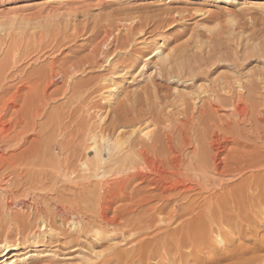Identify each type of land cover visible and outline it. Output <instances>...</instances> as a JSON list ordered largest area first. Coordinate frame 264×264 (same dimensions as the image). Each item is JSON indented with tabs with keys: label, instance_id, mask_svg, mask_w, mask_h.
I'll list each match as a JSON object with an SVG mask.
<instances>
[{
	"label": "bare ground",
	"instance_id": "6f19581e",
	"mask_svg": "<svg viewBox=\"0 0 264 264\" xmlns=\"http://www.w3.org/2000/svg\"><path fill=\"white\" fill-rule=\"evenodd\" d=\"M200 1L210 3L215 0ZM100 2L105 4L109 0ZM126 22L121 24V31L118 29L121 25L118 24L116 29L105 28L87 57L66 58L61 63L59 61L60 67L56 66L57 59L44 63L45 58L41 60V57L26 66L24 57L30 55L24 50L22 52L20 43L15 42L19 36L14 41L13 70L8 74H0V115L14 109L17 116L13 123L14 135L10 136L8 129L2 134L16 140L17 137L25 141L40 140L39 132L38 135L27 133L36 130V119L51 114L48 111L51 102L59 94H64L66 98L68 96L64 105L69 104L67 110L65 108L67 117H79V120L72 124V138H67L68 133L63 129L65 134H58L61 139H52L50 143L47 141L44 147L29 143L30 148H27L28 145L23 148L17 141L14 144L17 146L13 147L15 149H11L14 153L10 150L6 153L7 150L4 152L0 148L4 152H0V170L8 167L11 177H15L14 181L9 178L12 183H23L26 179L30 189H34L33 196L36 194V199L32 197L35 201L28 199L29 193L20 197L21 192H15L19 197L8 204L4 201L8 193H4L3 200H0L12 211L16 210L15 206L25 211L30 209L28 214L17 215L7 210L10 213L0 218V237H3L0 242V264L5 263L2 257L12 250L17 251V256L25 253L26 258L34 247L39 246L40 252H45L43 256H48L51 253L48 252L51 249L49 247L57 244L76 246L85 245L86 242L89 253L83 255L86 257L82 256L78 264H147L155 256L171 262L187 255L195 257L190 264H222L225 260H231L229 264H255L254 255L252 259L245 255L256 252L258 245L248 246L242 242L235 245L232 235L241 227L244 229V226L254 225L263 216L257 210L264 211V68H250L251 71L244 74L234 60L235 63L227 62L231 66L230 73L218 74L217 79H213L215 76L212 78L211 70L204 69L203 65L207 68L208 62L218 59L219 63L228 59L224 52L214 49L216 52L211 55L191 54L192 57L184 55L187 52L180 54V51V55L166 52L161 46H156L146 57L134 59L129 54L114 60L118 55L115 53L117 48L131 46L134 37L140 36L138 33L145 25L144 22L138 25ZM21 42L25 41L22 39ZM43 43L42 40L39 42ZM31 46L29 44L28 47ZM258 48L255 51L264 59V50ZM127 51L126 48L125 53ZM99 55L102 56L101 60ZM154 56H158V61L151 65L149 62ZM5 64L0 68V73L7 67L8 64ZM94 66L103 69L94 73L91 71ZM261 66L264 67V63ZM140 73L143 77L135 79V83L145 81L144 85L126 92L130 78ZM14 78L18 80L15 83L18 85H15V93L12 94L10 89L14 85L9 86L7 82ZM181 86L189 88V91L182 90ZM93 89L100 92L105 104L99 106L96 101H89ZM171 96L176 100L172 101L171 98V102L168 101ZM174 104H177L178 109L171 112L169 106L175 107ZM43 128L47 130L45 126ZM38 129L41 130L40 127ZM102 142L108 144L107 153H104L106 149ZM54 147L59 152L54 156L46 155L45 152ZM46 182H51L52 186L58 183L63 185L61 189L53 187L51 191L45 192ZM10 193L13 194L12 190ZM39 197L43 200L38 201ZM45 199L49 201L47 207L44 205ZM167 208L169 210L165 218L161 214ZM93 212L100 221L97 223L104 227L94 226L96 224L90 219ZM86 215L94 223L90 224L94 226L91 230L88 229L92 227L87 228L89 223L84 224L88 218ZM179 219L182 222L173 227ZM13 232L16 239L11 238ZM126 232L129 233L127 237H115V234L124 235ZM64 233L68 238L65 239ZM112 235L114 237L106 243L105 239ZM213 238L220 245L227 241L231 245L219 254L203 257L188 248ZM130 242L134 245L126 249V244ZM120 244H125V248ZM187 248L190 253L185 251ZM10 260L7 264L15 261V258ZM48 261L55 264L56 260L49 257Z\"/></svg>",
	"mask_w": 264,
	"mask_h": 264
},
{
	"label": "rangeland",
	"instance_id": "374dc122",
	"mask_svg": "<svg viewBox=\"0 0 264 264\" xmlns=\"http://www.w3.org/2000/svg\"><path fill=\"white\" fill-rule=\"evenodd\" d=\"M184 10H186V11H184ZM170 12H173L172 13L173 16H172V14H169ZM185 12H186V14H185ZM174 14L177 16H175ZM180 14H182V15H180ZM173 17H175L176 19L175 18L173 19ZM178 17H179V20H178ZM19 20L22 22L20 23ZM131 20H133V21L135 20L134 22H136V23H134ZM166 20H168V21H166ZM171 20H172V23L170 25L169 23ZM173 20H176L177 22L174 21L175 22L174 23ZM124 21L125 22L127 21L126 23H130L129 21H131V23H133L134 25L142 24L144 22L145 25L144 26L142 25L141 29L143 31L140 30V32L138 33L140 36H138V35H137V37L135 36L137 39L134 37V40L132 42L134 44L131 43V46L127 45V47H126V45H124L125 47L122 46V47L117 48V51H115V53L118 55L115 54L116 57L114 58V60H118L121 57L125 58L129 54H131L130 56L133 57L134 59L135 58L139 59L142 56L146 57L151 53V51L156 46H161L162 49L166 52H171L172 54H176V55H180L183 52L184 53L187 52L184 55L192 56V57H193V55L198 56L201 54H202V56H206L207 54L211 55V54L216 52L214 49H217V50H220L221 52H224L226 54L225 56H228L229 60L228 59H226V60L222 59L223 61L218 63L219 60L216 59L217 61L215 60V62L214 61L208 62L206 64L207 68H205V64L203 65L204 69H208V71L211 70L210 73L212 72L211 73L212 78L215 76L213 79H217L218 74L221 76V75H226L227 73H230L229 70L231 69L230 68L231 66H229L227 64V62L230 63L231 61H233L235 63L234 60H236L238 62V64L240 65V68H238V69H241L244 72V74L247 72H250L251 71L250 68L254 69V70H257L258 68H262V69L264 68L263 66H261L264 63L263 62L264 59L260 58L258 51H255V49H257V47H259L258 49L261 48L264 50V44H263L264 43V36H263L264 35V0H233V2H229V3L223 2V0H221V1L215 0L213 2L211 1L210 3L209 2H202L200 0H174V1H168V0H109V2H107L105 4H102L100 2V0H0V68L2 67L3 64H5V63H6L5 65L8 64L7 67L0 74H8L13 70V68H12L13 67V56H14L13 55L14 54L13 48L16 47V44L14 43V41L16 40V38L18 36L19 37L17 38V41H15V42L20 43L19 45H20V48H22V52L24 50V53H27V54L29 53L28 55H30L28 58L24 57V61H25L24 64L26 66H27V64H30L31 62L33 63V60L36 59L37 57H41V60H43L45 58V60L43 61L44 63H46L48 61H52L51 59H53V58L57 59L56 66L60 67L61 64H59V61L61 63L62 60L64 61V59H66V58H70V57L76 58V56H77V58H81V56H84L82 58L87 57L89 54H91L89 52H91V50L94 49V47L96 46V43H97L98 39H100V37L102 36L105 28L111 27L112 29H116L117 24H118V26L121 24L124 25L125 24ZM164 22H165V24L167 22H169V23H168V25L167 24L165 25V24H163ZM30 25H31V27H30ZM122 25L119 26V28L117 27L119 29V31L122 30V27H123ZM163 26H165L164 29H163ZM143 27H144V29H143ZM158 27H160L161 29ZM99 32H101V33H99ZM114 33H116V31H114ZM95 36H97V37H95ZM20 37H22L23 42L25 41L24 43L21 42L22 39L19 40ZM26 39L27 40L29 39L28 42H26L27 41ZM32 39H33V41H32ZM49 39L51 41L50 43H49ZM55 39L57 41H55ZM41 40H42V43L44 42L43 44H39V42H41ZM55 42H57V43H55ZM59 42H61V43H59ZM142 42L145 45L142 44ZM47 43H49L48 46H47ZM29 44H32V46H34L33 50H32V46L28 47ZM45 44H46V46H44ZM53 44L55 47L53 46ZM58 44H60V47L58 46ZM41 46L43 49H41ZM57 46L59 47V49ZM35 47H37L38 50H36L37 48L34 49ZM39 48H40V50H39ZM123 48H124V50H123ZM126 48L129 50L126 52L127 55L125 53ZM130 50H132V51H130ZM25 51H27V52H25ZM180 51H181V53L179 54ZM34 52H36V54L37 53L38 54L35 55ZM117 52H119V53H117ZM140 52H141V54H139ZM41 53H43V54L41 55ZM55 54H56V56H55ZM191 54H193V55H191ZM132 55H134V56H132ZM67 56H69V57H67ZM6 57L8 58L7 61H6ZM101 57L102 56H100V55L98 56V58L100 60H101ZM26 58L29 60H27ZM157 58H158V56H154L152 59H150L149 64L152 65V62L156 61ZM41 60H38V61H41ZM233 62H231V63H233ZM104 65H106V63ZM96 67L97 66H94V68L91 71H93L94 73H99L103 69V67L102 68H96ZM202 67H201V69H202ZM142 77L143 76H141V73L139 75L138 74L135 75L133 78L131 77L130 83L126 84V86H127L126 89L128 90L126 92H129V91L132 92L135 87L136 88L134 90L139 89L142 85H144L145 81L140 82L139 84H136L137 83L136 80H140V79H142ZM14 80H15V78H14ZM14 80L10 79L7 82V84H9V86L14 85L10 89L11 90L10 92L12 94L15 91V87H16L15 85H18V83L15 84L16 81H18V80L17 79L15 81ZM201 83H205V82L201 81ZM201 83H199V84H201ZM58 84H61V83H58ZM98 84H100V83H97L96 85H98ZM133 85H135V86H133ZM95 87H97V86H95ZM182 87L183 86H181V88ZM178 88L181 90L180 87H178ZM179 89H177V90H179ZM172 90L174 91L173 87H172ZM182 90L189 91V88L185 89V87H183ZM126 92L123 93L121 95V97L124 96L126 94ZM174 92H175V94H177V91H174ZM95 94L97 96H95ZM9 96L11 97L12 95H9ZM58 96L56 97L57 99H55L51 102L52 103L51 108H49V110H48L51 112V114L50 115L47 114V115L41 116L39 119H36V123H35L36 124L35 128L37 127L36 130L35 131L31 130V132L29 131L30 133L28 132L29 134L27 133V135H30V134L32 135L35 133H36V135H38V132L40 133L39 134L40 136H38V139H40V140L34 139L36 143L34 142V140L25 141L21 137H17V140L11 139V137L8 138L6 136L7 134H2L4 130L8 129L7 132L8 133L10 132L9 133L10 136L14 135L12 133V130L14 129L13 123L15 121L14 118H16V116H17V112H16V110L11 109L8 112L0 115V117H1V120H0V122H1L0 123V148L3 149L4 152H6L5 150H7L6 153L9 152L8 150H10L11 153H14V151L12 152L11 149L14 146H17V145H14V144H16L17 141H18L17 144L23 145V146H21L23 148H25L27 145H28L27 148L28 147L30 148V145L35 146L38 144L43 146L47 141H49V143H50L54 139H56V140L61 139V137L58 136V134H62L63 129H65L64 132H66V134L68 133L66 135L67 138H72V131L71 130H72L73 125H74L73 123L75 120H79L78 119L79 117H76L74 119H72V117L71 118L67 117L65 108L68 107L69 104H67L66 106H64V105L68 101V96H67V98L64 94H61V95L59 94ZM92 96H93V98H91ZM171 98H173L172 101L176 100V98L173 96H171L170 98H168L169 100L168 99L167 100L171 102ZM58 100H60L61 102ZM90 100L96 101L97 103H99V106L105 104L104 100H102V96L100 95V92H98L97 90H94V92H92V94L90 95V98H89V101ZM53 102L54 103L56 102V105ZM169 107L172 108V110H171V108L168 109L169 111L171 110V112H175L178 109L177 104L175 105V107H172V106H169ZM66 110H67V108H66ZM95 113H96V111H95ZM56 114H57V116H56ZM4 115H6V116H4ZM3 117H5V118H3ZM55 118H56V120L57 119L59 120V121L57 120L56 123H54V121H56ZM71 119L73 120V122ZM51 120H53V122ZM60 120H62L63 122ZM66 120H67V122H66ZM42 121H44L46 123V125H44L45 123H42ZM66 123H67V125H66ZM95 123H97V122H95ZM41 124L43 125V127L45 126L47 128V130L45 128H43ZM56 125H58L57 128H56ZM65 125L69 129H67L65 127ZM39 127H40V129L42 127V129L39 130L38 129ZM53 127H55L56 129L50 130L51 128L53 129ZM63 127H65V128H63ZM1 129H3V130H1ZM41 131H43V132H41ZM54 132H55V134H53ZM69 132H71V133L69 134ZM50 134H53V136H57V137L54 138ZM63 134H65V133H63ZM69 135H71V137ZM50 137H51V140H50ZM20 139H22L21 143L19 142ZM41 141H42V143H41ZM29 143H30V145H29ZM102 144H104V147L106 149L104 151V153H107V149H108L107 148V145H108L107 142H104V143L102 142ZM9 146H10V148H9ZM1 149H0V152H3ZM14 149L15 148H13L12 150H14ZM57 152H59V149L58 148L56 149V147H54L45 153H46V155L51 156L50 154H52V156H54ZM91 155H93V152H91ZM3 169L0 170L1 174L4 173L3 175L0 174V177L2 176L0 178V182H1V180L4 179V182L2 181L0 183L1 184L0 189L2 188V190H0V192H1L0 197H2V199L0 198V200H3L4 195L8 193V194H10V195L7 194L9 197H7V195H5V198H4V201L6 202V204H8V203H10V201L16 200L19 197L18 194H20V192H21L22 194H20V197L29 193L28 199H30V201L32 199H33V201H35V199H36L35 195L36 194L33 196V194H34L33 190L34 189H30V186H29L30 184L27 183L28 181H25L26 179L25 180L21 179L24 181L23 183L21 181H19L21 183L18 182L19 184L15 183V182L12 183V181L15 180V177H11L12 175H11V172H10L8 167L7 168L4 167ZM5 174H6L7 178L5 177ZM8 175H10V176H8ZM10 177H11V179L13 178L12 181H10L11 180V179H9ZM25 182H26V184H24ZM46 183H47L46 188L43 190L45 192L46 191L49 192V190L51 191L52 190L51 188H53V187L54 188L55 187L60 188L63 185L62 183H58L59 185L56 184L55 186H52L51 182H49V183L46 182ZM9 184H11V185L15 184L14 185L15 187L17 185H19V187H18L19 189L17 187L15 188L14 186H10ZM23 184L26 185V187ZM2 185H4L6 188L2 187ZM48 185H50L51 187H48ZM21 186H22V188H21ZM34 187L35 186H32L31 188H34ZM67 187H69V185ZM23 189H24V191H23ZM28 189L31 190L30 191L31 193L29 192ZM241 189H243V187L240 188V190ZM11 190H12L13 194L10 193ZM37 191L38 190H36V192ZM15 192L16 193L19 192V193L16 194ZM37 193H40V192H37ZM11 195H12V197H14V195H15L16 198L15 197H14L15 199L12 198ZM6 197L8 198L7 200H6ZM32 197H34L35 199ZM39 200L42 201L43 199L39 197L38 201ZM45 200L44 201L46 203H44V205L46 204V207H47L49 201H47V199H45ZM262 201H264V198L262 199ZM0 202L2 203L3 201H0ZM3 203H2V205L0 204V206H1L0 207V218H3V217L5 218L7 216V213H10V212H11L10 214H12V215H17L19 213L20 214L21 213L22 214H28L30 212V209L25 211L23 209L22 210L19 209V207H17V206L14 207V209H16V210L13 209L14 211H12V210H9L7 206L5 207L3 205ZM4 207H5V209H4ZM254 209H256V208H254ZM254 209L252 211H254ZM7 210H9L10 212ZM19 210H21L22 212ZM168 210L169 209L167 208V210H165L161 215L165 216V218H166V215L168 214ZM23 211H25V213ZM257 211H259L260 214L263 215L262 217L260 216L261 219L262 218L264 219V211L262 209L257 210ZM95 212H93V214ZM93 214H91L92 217L90 214L88 215L91 218L86 215V218L87 217L88 218L86 221H84V224L87 225L89 223L88 224L89 226L87 228L92 227L94 225V223L96 224L94 226H97V227L101 226L98 228L104 227L100 223H99L100 225L97 223L99 221L98 218H96L97 214L95 213L94 214L95 216ZM161 215H159L158 217L162 218ZM89 218L92 219L94 221V223H92L93 221H91ZM94 218H96L97 220ZM259 219H257L256 222H254L255 223L254 225L252 224L251 226H246L247 228L244 226L243 227L244 229H242V227L239 228L237 231L233 232L232 237L235 240V245H239L240 242L247 244L248 246L249 245L250 246L255 245V244L258 245V249L256 250V252H252V253L250 252V253H248L249 255L246 254L245 257L246 258L251 257V259H252L253 258L252 255H254V257H256V258H253L255 264L256 263L257 264H261V263L264 264L263 263V260H264V220H261V219L259 220ZM88 221H91V223ZM178 221H179L178 223L173 224V227L178 226L179 223L182 222L181 219H179ZM90 224H93V225L90 226ZM93 227L88 229V230L93 229ZM67 231H68V229H67ZM128 234H129L128 232H126L124 235L119 233L117 235L115 234V237L116 236H118V237L121 236V238L123 236L127 237ZM63 235L65 236V239L68 238L67 237L68 235L66 233H64ZM11 236H12L11 237L12 239H16L14 232ZM58 237L61 239V241H64V238H61L60 236H58ZM111 237H114V236L113 235L108 236L107 237L108 240L106 238L105 242L107 241L106 243H108V241L111 239ZM2 238L3 237H0V242H1ZM121 238H118L119 239L118 241H121ZM129 238H131V237H129ZM133 245H134L133 242L126 244V246H127L126 249H130V247H132ZM230 245H231V243L228 241L225 242L224 244L221 243V245H220L215 240V238H213L210 241H205L201 245L196 244L194 246V248H193V246H190L188 248L192 252H195V253L199 254L201 257H203V256H207L210 254H219V253H221V251L223 249H225L226 247H228ZM88 246L89 245L87 242L85 245L83 243L81 245L77 244L76 246L75 245H72V246L69 245L68 246L66 244L62 245V243H60V244H57L56 246L49 247L51 249H50V251H48V250L47 251L51 252V253H49L48 256H43L45 252H40V250L38 248L39 246H38V247H34V249L29 252L31 254L29 257L25 258V256H24L25 253L17 256L15 254L17 251L12 250L11 253L4 255L2 258H4V260H3L5 262L4 264H7V262H9V260L12 258H15V261L10 262V264H12V263L13 264H30V263L32 264L33 261H36V260L37 261L35 262V264H38V263L39 264H50L51 262L48 261L49 257L53 258L54 261L56 260L55 264H78V262H80V260L82 259V256L83 255L87 256V254L89 253V251H88L89 247ZM122 246H123V248H125V244L124 245L122 244L121 247ZM105 247H104V249H105ZM188 248L185 249V251L186 252L189 251V253H190L191 251ZM21 249L25 250V252L27 251L26 248H21ZM80 254H81V256H80ZM86 256H83V257H86ZM182 258L183 257L177 258L171 262H165L166 260L163 257L155 256V257L151 258L150 260H148L147 264H190V263L194 262V260H195L194 259L195 257H193L192 255H187V256H185V258H183V259ZM38 259H39V261H38ZM23 261L24 262L28 261V263H26V262L24 263ZM230 261L225 260L222 264H226V263L229 264ZM230 263H232V262H230Z\"/></svg>",
	"mask_w": 264,
	"mask_h": 264
}]
</instances>
